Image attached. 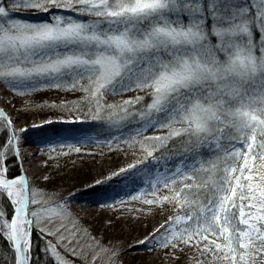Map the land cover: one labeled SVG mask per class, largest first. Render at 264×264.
Returning <instances> with one entry per match:
<instances>
[{"label":"snow or ice","instance_id":"snow-or-ice-1","mask_svg":"<svg viewBox=\"0 0 264 264\" xmlns=\"http://www.w3.org/2000/svg\"><path fill=\"white\" fill-rule=\"evenodd\" d=\"M0 86L64 93L42 107L131 150L96 184L114 192L106 207L167 210L140 244L264 264V0H0ZM26 132L0 110V264H122L114 243L79 245L70 194L13 174ZM46 143L67 156L93 140ZM36 233L50 238L42 250Z\"/></svg>","mask_w":264,"mask_h":264},{"label":"rangeland","instance_id":"rangeland-1","mask_svg":"<svg viewBox=\"0 0 264 264\" xmlns=\"http://www.w3.org/2000/svg\"><path fill=\"white\" fill-rule=\"evenodd\" d=\"M25 15L28 14L25 13ZM38 96H40V99L43 101L39 102L41 104H38V102L30 103L33 104L34 110L23 105L26 101H34V99L40 100ZM69 98L71 97L56 91L40 92L28 96H17L12 91L0 86V110H3L13 120L14 126L18 131L22 127L29 130L32 125L41 127L50 125L46 123V119H51L58 122V125H63L64 122H62L61 118L58 115L52 114L56 112L55 109H48L42 107V105L63 101ZM124 98H127V95L124 97L116 96L109 102H116ZM84 124L90 125L92 123L87 121L84 122ZM82 128L86 133H76L71 137H67L69 141L74 142L77 138L88 136L91 137L93 143L84 148L80 154L72 153L67 156L62 155V158L57 160H53L52 158L51 162L55 170L51 168L52 165L50 166L47 161V159L51 160L49 152L46 150L50 148L47 143L35 146H23V148H21V157L10 164V169L14 172V168H17L16 170L19 174L26 175L33 183H38L42 186L46 185L49 189L53 188L66 196L70 194L71 199L74 195L97 186L96 180L106 171L111 174L113 170L127 165L133 153L131 150H124L126 149L125 145L121 144L119 146L121 149L120 151L116 150V145H113L111 148L105 147V136L103 140H101L94 130H89L88 132L90 133H88V129ZM62 129L63 128L59 130ZM64 151H67V149H64ZM56 169L57 173L59 171L58 174H61V177L60 175H56ZM55 175L60 178H66L68 176L83 178L90 176L95 180L91 181L90 184L88 183L64 192L63 187L60 186L62 185L61 181L53 179ZM54 181H56L57 184L55 183L53 187L52 183H54ZM113 195L112 193H107L104 194L103 197L110 198ZM108 202L110 203L111 201L108 200ZM77 205L79 204L77 203L75 205L71 200V203L67 207L73 219L81 224L88 234L85 235L82 233L79 237V245L85 246L86 251V246L92 242L90 236H95L98 240L106 244L114 243L118 245L122 251H126L127 254L121 257L122 264H194V250L186 251L179 259H174L172 255L166 253L163 249L157 248L152 250L150 246L146 248L139 243L141 239L145 238L150 232H153L154 228L163 222L167 210L157 215L145 209V214L141 215L137 212L130 211L132 208L141 207L138 204H127L123 206L117 204L115 208H111L101 203H95L91 206L89 205L87 211L84 210L85 206ZM121 209H123V211ZM69 228H71V224H69ZM39 235L43 241L50 239L41 234ZM77 250L79 251V247ZM97 264H104V258L101 257L100 260H97Z\"/></svg>","mask_w":264,"mask_h":264},{"label":"bare ground","instance_id":"bare-ground-1","mask_svg":"<svg viewBox=\"0 0 264 264\" xmlns=\"http://www.w3.org/2000/svg\"><path fill=\"white\" fill-rule=\"evenodd\" d=\"M91 122V121H90ZM92 124L90 125H85L84 122H79V123H63V125L66 127L67 130L62 131V132H58L59 129L64 128V126H58V122L52 123L50 125H46L45 127H41L38 125H32L30 127L29 130H27V132L24 134V136L26 137L25 139L21 140V145L23 148V146H35V145H41V144H46V141L52 138H58V137H71L72 135L76 134V133H86L84 132V129L82 127H84L85 129H88L87 132L89 130H94L97 133V136L103 140V137L105 136V133L103 132V130L101 129V127L94 123L91 122ZM77 126V127H75ZM72 127V128H69ZM91 128V129H89ZM52 130V131H51ZM46 131H50L51 134H47ZM90 133V132H88ZM105 141V140H104ZM103 141V143H104ZM107 193H112L114 194L112 188L107 185H100L97 187H93L90 189H87L86 191H82L76 195H74L71 200L73 201V203L76 205L77 203L79 205H83L85 206V211L88 210L89 205H93V204H97L100 203L102 201V199L104 198L103 195L107 194ZM109 199L108 197H105L103 201ZM77 205V206H79ZM76 207V206H75ZM159 226V225H158ZM157 226V227H158ZM156 227V228H157ZM153 231H155V229Z\"/></svg>","mask_w":264,"mask_h":264},{"label":"trees","instance_id":"trees-1","mask_svg":"<svg viewBox=\"0 0 264 264\" xmlns=\"http://www.w3.org/2000/svg\"><path fill=\"white\" fill-rule=\"evenodd\" d=\"M38 98L40 99V96H38ZM120 100V99H119ZM40 101H43V100H35L34 99V101H26V102H24L23 103V105H25V107H27V106H29V105H32V107L30 108V109H33L34 110V108H33V104H30V103H32V102H38V104H41V103H39ZM117 102V101H116ZM35 105V104H34ZM105 147H108L107 146V144H105ZM108 148H111V147H108ZM52 158H53V160L55 159V160H57V159H60V158H62V155H60V156H57V154H51V160L50 159H47V161H48V163H49V165L51 166L52 165V167L51 168H53V170H55L54 169V165H53V163L51 162L52 161ZM56 167V166H55ZM17 168H14V172H13V174H16L18 171L16 170ZM56 175H60V177H61V174H58L59 173V171H58V173H57V169H56ZM54 172V173H55ZM61 173V172H60ZM55 175V178H53L54 180H59V181H61V184L62 185H60V186H62L63 187V191L65 192V191H70V190H72V189H74V188H78L79 186L81 187V186H83V185H85V184H90V182L91 181H93V180H95V179H93V178H91L90 176L89 177H83V178H74L73 176H68V177H66V178H60L59 176H56ZM107 175H110V173L109 172H105V173H103V175H101V176H99L100 178V180H102V179H104ZM52 179V178H51ZM51 181H53V180H51ZM57 184V182L56 181H54V183H52L53 184V187H54V184ZM64 185V186H63ZM59 186V187H60ZM56 188V187H55ZM53 189V188H52ZM34 240H35V243H36V245L42 250V248H43V245H44V242L45 241H43L42 240V238H41V236L39 235V233H36V236L34 237Z\"/></svg>","mask_w":264,"mask_h":264}]
</instances>
